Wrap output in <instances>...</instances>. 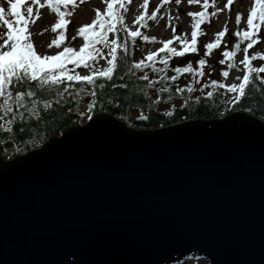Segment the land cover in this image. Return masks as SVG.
Returning <instances> with one entry per match:
<instances>
[{
  "label": "water",
  "instance_id": "water-1",
  "mask_svg": "<svg viewBox=\"0 0 264 264\" xmlns=\"http://www.w3.org/2000/svg\"><path fill=\"white\" fill-rule=\"evenodd\" d=\"M0 164V264H260L264 120L250 112L155 129L100 112Z\"/></svg>",
  "mask_w": 264,
  "mask_h": 264
},
{
  "label": "snow or ice",
  "instance_id": "snow-or-ice-1",
  "mask_svg": "<svg viewBox=\"0 0 264 264\" xmlns=\"http://www.w3.org/2000/svg\"><path fill=\"white\" fill-rule=\"evenodd\" d=\"M82 3L83 0H80ZM106 8L103 12L100 9H95V18L91 23L84 24L79 27L77 34L83 37L84 43L78 50H74L70 46L63 47L62 51L54 55H41L35 50L28 31V25L34 24L35 19L40 15V9L45 5L56 14L58 17L54 24L51 25L53 32L58 29H64L69 23L66 16H70L68 11L69 5H75L77 0H28L26 13L22 14L21 5L25 0H7V8L0 5V23L6 28V31L0 33V132L5 134L14 131V125L18 121H24L29 117L40 118L41 112L47 111L53 107V101L47 99L49 96L57 97L55 101L59 104L60 99L65 93H69L70 89L78 87V85L92 86L91 96H97L95 89L98 87L103 90L106 86L116 88L113 81L114 74L123 73L120 79L125 76L136 77L139 80L146 81L147 87H152L160 79L165 81H176L182 73H188L192 77L199 78L205 76L204 68L208 63V57L213 49L221 45L222 38L228 33L227 26L223 30L215 33V38L211 42L204 45L205 52L196 61L194 66L191 61H187L184 66H176L172 68L175 75H167L169 62L173 57L183 58L186 53H198V35L201 34L200 25L205 23L209 16H215L222 9L214 8V11L209 13L207 9L210 6V0H203L201 11H189L187 15L192 18L190 39L187 35L174 34L170 39L157 40L155 36L142 34L141 29L146 28L145 13L135 17V22H139L135 30H131L125 23V16L121 12H127L125 7L126 2L130 0H103ZM145 7L148 0H143ZM170 0H162V3H168ZM182 0H175L177 6L181 5ZM188 5L200 4V0H187ZM233 0H226L225 8L231 11L230 5ZM36 6L35 17L33 16V6ZM116 5H119L116 7ZM215 0L212 6L214 7ZM63 9V10H62ZM8 13L13 19L5 18V13ZM157 17V11L151 12L149 19ZM178 19V17H177ZM171 22L172 17H168ZM242 20V14L237 12L235 16L236 24L239 25ZM264 29V0H255L254 4L246 16V29L235 31L234 36L238 39L235 41L231 50L222 52L223 59L218 63L225 65L228 61L227 69H232L237 65L233 62L234 57L242 50L243 58L238 64L243 67L242 77H236L239 83L226 84L217 79H211L208 83L202 84L200 91L207 97L214 96L215 91L224 90L232 94L230 103L236 104L246 97L247 90L250 85L255 83L264 84V77L260 74L264 73V63L259 66H254L253 61L258 58L264 60V51H254L249 55V50L253 49L260 41L258 35ZM112 38H109V34ZM173 33L175 28L173 27ZM64 31L59 33L56 39H53L48 47L53 45L57 47L63 41ZM136 38H140L144 42L160 43L162 46L156 51H149L146 57L139 60H130V45L134 44ZM75 39V37H73ZM176 41L179 49L173 45ZM245 46L241 49V43ZM100 45V47H97ZM107 49V51H104ZM159 54V56H158ZM105 61L104 66H100V61ZM157 64L162 65L157 67ZM68 65L74 66L70 69ZM83 67L88 74L81 75L75 71V68ZM144 69H151L156 75L155 79H150ZM137 72H143L137 77ZM221 76L227 78L228 70H222ZM101 81L100 83H97ZM123 87L127 88L125 84ZM211 88L206 93L204 89ZM185 90L189 93L194 92L192 84H187L185 87H175L176 93H183ZM88 91L87 87L79 88L78 93ZM169 89L162 87L161 93H167ZM77 93V94H78ZM171 99V96L168 97ZM197 100L200 97H196ZM185 104L187 101L184 102ZM183 106V105H181ZM27 114V115H26ZM171 111L165 112V115H172ZM7 117V119H5ZM140 119H148L147 116H141ZM91 119V117H89ZM24 131L23 128L19 129ZM2 142V141H0ZM9 165L0 164V168L7 169ZM7 243L6 230L0 226V248H3ZM77 247L75 242L69 238L64 245V248ZM209 255L215 260V264H220V260L215 254L209 252ZM76 264H87L86 261L79 259ZM264 264V231L261 233V261Z\"/></svg>",
  "mask_w": 264,
  "mask_h": 264
},
{
  "label": "trees",
  "instance_id": "trees-1",
  "mask_svg": "<svg viewBox=\"0 0 264 264\" xmlns=\"http://www.w3.org/2000/svg\"><path fill=\"white\" fill-rule=\"evenodd\" d=\"M118 6L116 5V7ZM207 11L209 13L212 12L210 6ZM121 12L125 16L126 23L127 12H124V9H121ZM211 19L212 16H209V19L204 24H208ZM78 29L79 27L72 30V36L75 37L72 41L67 39L66 34L64 35L63 41L58 47L59 51H62L65 46H70L74 50H78L82 46L84 40L83 37L77 34ZM202 33L204 34V32ZM142 34L146 33L142 32ZM111 36L112 34L110 33V39ZM206 39H208L207 32ZM149 44L154 43L144 42L140 38H136L134 44L130 45V60H139L146 57L143 55V51ZM244 46L245 44L242 42L241 49ZM97 47H100V45H97ZM241 52L242 50L237 55ZM236 56L233 62L237 66L227 69L228 61H226L225 65H221L218 68L219 73L217 72V65L212 66L208 62L206 67L210 68L211 72L208 74L207 69L204 68L205 76L199 78V83L196 82L197 78L192 77L188 73H182L174 82L160 79L152 87H147L146 81L128 76L120 79L123 73H117L114 74L113 81L109 82L115 83L117 87L106 86L103 90L97 87L95 89L97 96L95 97L90 94L93 90L92 86L83 84L70 89L69 93H65L59 104L55 103L57 97L49 96L47 99L53 101V107L47 111L42 110L39 119L29 117L24 121H18L14 125L12 133L5 134L0 132V141H2L0 142V157L13 158L18 154H24L41 146L50 137L61 134L66 128L81 124L88 115V113L83 112L85 107L92 116L100 112H108L125 120L131 126L148 129L161 128L199 118H222L235 111H247L264 120V84L255 83L250 85L246 97L236 104L230 103L232 97L230 98L227 92L222 89L215 91L214 96L211 98L200 91L201 85L208 83L211 79L226 83L227 78L221 76L222 70H228L229 75L234 70L243 71V67L236 62ZM172 60L173 58L169 62V69L166 73L169 76L175 75L171 70L172 68L180 66L175 61L176 59ZM253 64L254 66H259L254 62ZM160 66L162 65L157 64V67ZM68 67L70 69L74 68L72 65H68ZM74 70L81 72L86 69L81 66ZM143 72H147L150 79H155L157 75L151 69H144ZM143 72H137V77L142 75ZM260 76L264 77L262 73ZM100 82L98 81L97 83ZM125 84L128 85L127 88L123 87ZM187 84H192L195 91L191 93L186 90L183 93L174 91L175 87H185ZM83 87H87L88 91L78 93V89ZM162 87H167L169 91L161 93L160 89ZM209 90L213 89L206 88L204 92L206 93ZM169 96H171V99L168 98ZM198 96L200 97L199 100L196 99ZM185 101H187L186 104L184 103ZM168 111L173 114L170 116L165 115V112ZM141 116H147L148 119H140L139 117ZM20 128H23L24 131H20Z\"/></svg>",
  "mask_w": 264,
  "mask_h": 264
},
{
  "label": "rangeland",
  "instance_id": "rangeland-1",
  "mask_svg": "<svg viewBox=\"0 0 264 264\" xmlns=\"http://www.w3.org/2000/svg\"><path fill=\"white\" fill-rule=\"evenodd\" d=\"M255 0H233V4L229 7H233V10L229 12L228 9L225 8L226 0H215L214 7L212 6L213 0H210V9L213 12L214 8L222 9L215 16H212L211 21L208 24L200 25L201 34L198 35L199 38L197 48L198 53H186L183 58L173 57L174 61L181 62L180 66L185 65L187 61H191L194 66L196 65V61L200 58L201 55L206 51L204 45L208 42H211L215 38V33L224 29L227 26L228 33L224 38H222L221 45L217 49H213L211 51L210 56L207 58L208 62L211 65H217V72L219 73L218 68H220V64L218 61L223 59L222 52L224 50H231L234 46L235 41L238 39L235 37L234 39L230 36L231 33H235V31L246 29V16L250 10L252 4H254ZM28 0H25V3L21 5L22 14L27 16L26 7ZM43 3V0H41ZM203 0H200V4L188 5L187 0H182L181 5L177 6L175 4V0H170L168 3H162V0H148V4L145 7L143 0H130V2L125 3V7L128 9L126 15V23L131 30H135L136 27L140 26L139 22H135V17L140 15L141 12H144L145 15V23L147 24L146 28H142V32L146 33L148 36H155L157 40H166L170 39L174 34L176 35H187L190 39L191 33V24L192 18L187 15L189 11H201ZM0 5H3L7 8V0H0ZM106 8V4L103 0H83L81 3L80 0H77L75 5H69L68 11L71 12L70 16H67L69 23L65 26L64 29H58L56 32H53L51 29V25L55 23L58 18L54 12H52L47 5L41 8L40 15L35 19V23H30L28 25V31L31 33L30 39L34 44L35 50L38 54L41 55H54L59 52V49L56 45H53L51 48L48 47V44L59 36L61 31L67 35V39L69 41L73 40L72 30L78 28L84 24L91 23V21L95 18V9H100L103 12ZM157 11V17L149 19L152 11ZM239 12L242 14V20L239 25L236 24L235 16L236 13ZM36 6H33V16L35 17ZM171 16L172 20L169 22L168 17ZM178 17V19H177ZM5 18L13 19L8 13H5ZM173 27L175 28V33H173ZM6 31V28L2 26L0 23V33ZM204 32V34L202 33ZM206 32L208 34V39H206ZM261 39L254 46L253 49L249 50V55H251L254 51H264V29L258 34ZM160 43H155L154 45L147 46L143 55L146 56L149 51H156L157 48L161 47ZM179 49L180 45L174 41L173 45ZM104 51H107L105 49ZM244 53L241 52L236 56V62L238 63L240 59L243 58ZM189 57V58H188ZM187 58V59H186ZM254 63L260 65L264 63V60L257 59L253 61ZM105 61L102 60L100 66H104ZM178 64V63H177ZM240 66V65H239ZM242 67V66H241ZM207 73L210 74V68H207ZM81 75L88 74L87 70H83L79 72ZM243 71L234 70L230 72L229 77L225 81L226 84L231 83H239L236 77H242ZM227 95L231 98L232 94L227 92ZM84 113H88L84 122H87L89 117L92 115L89 114L88 109L83 108ZM181 264H210L208 260L199 259V260H188Z\"/></svg>",
  "mask_w": 264,
  "mask_h": 264
}]
</instances>
